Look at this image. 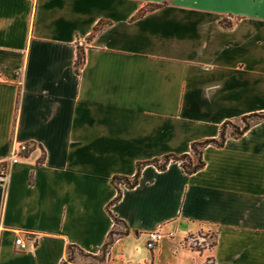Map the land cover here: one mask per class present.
<instances>
[{"label": "crops", "instance_id": "0c3cea01", "mask_svg": "<svg viewBox=\"0 0 264 264\" xmlns=\"http://www.w3.org/2000/svg\"><path fill=\"white\" fill-rule=\"evenodd\" d=\"M260 113L264 0H0V161L29 151L0 184V264H61L111 231L105 264H264V120L191 175L145 166L109 207L113 178Z\"/></svg>", "mask_w": 264, "mask_h": 264}, {"label": "trees", "instance_id": "16d2710c", "mask_svg": "<svg viewBox=\"0 0 264 264\" xmlns=\"http://www.w3.org/2000/svg\"><path fill=\"white\" fill-rule=\"evenodd\" d=\"M156 8V6L151 7V9ZM83 63V53L81 51H78L77 53V60L75 64V68L78 69ZM261 120H264V113L260 114H252L249 116H245L241 118L240 120L233 122V123H227L223 125L220 129L219 138L217 140H206L199 143H194L191 146V156L190 155H167L161 158L160 160H153L148 163L138 164L136 167V173L132 178H125V177H115L112 179V184L115 187L117 191V195L115 198L111 201L109 204V207L119 202L121 199L122 191L119 188L120 186H123L125 189H133L135 186H137L141 170L147 166L152 165L159 171H164L169 163H178L183 173L187 175H191L200 169L203 168L204 163L201 158V152L204 147L208 145H215L217 147H221L226 139L225 129L229 127L230 133L229 135L233 138H238L242 136L246 131H248L252 126L259 123ZM27 152L23 153V156L28 154ZM111 215V213L109 212ZM114 224H118L119 221L111 216ZM120 236V234H117L116 232H110L107 242L105 245L100 249H110L113 245L112 242H110L112 236ZM99 250V251H100ZM108 253V252H107ZM106 253V255H107ZM104 257V256H103ZM97 256H95L92 253L85 252L74 245H68L66 248V254L65 259L61 262V264H95L92 262H89L87 260H94Z\"/></svg>", "mask_w": 264, "mask_h": 264}, {"label": "built area", "instance_id": "2783aa9c", "mask_svg": "<svg viewBox=\"0 0 264 264\" xmlns=\"http://www.w3.org/2000/svg\"><path fill=\"white\" fill-rule=\"evenodd\" d=\"M27 146H22L17 152L10 154L8 160L0 161V184H3L8 178V169L10 165L16 164L24 152H27ZM163 233L160 230H154L148 232L146 235L145 247L148 250H154L162 241ZM15 245L19 248L20 251H24L27 248V245L21 238L15 240Z\"/></svg>", "mask_w": 264, "mask_h": 264}, {"label": "rangeland", "instance_id": "374dc122", "mask_svg": "<svg viewBox=\"0 0 264 264\" xmlns=\"http://www.w3.org/2000/svg\"><path fill=\"white\" fill-rule=\"evenodd\" d=\"M207 236L208 235H210V234H206ZM192 237V236H191ZM117 238V236H112L111 237V240H110V242H114L115 241V239ZM206 244H207V246L209 247V248H212V246H213V237H212V235L210 236V238H208V240L206 241ZM144 249L146 250V251H149L148 249H146V247H145V245H144ZM109 251V249L107 248V249H103V250H100V251H98L97 253H94V255L95 256H97V258L96 259H94V260H87V261H89V262H92V263H95V264H105V258H106V253ZM104 256V257H103Z\"/></svg>", "mask_w": 264, "mask_h": 264}]
</instances>
